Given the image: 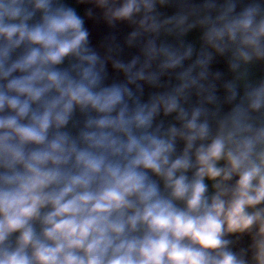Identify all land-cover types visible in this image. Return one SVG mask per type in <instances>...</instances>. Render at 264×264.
Masks as SVG:
<instances>
[{"label": "clouds", "instance_id": "9594fccd", "mask_svg": "<svg viewBox=\"0 0 264 264\" xmlns=\"http://www.w3.org/2000/svg\"><path fill=\"white\" fill-rule=\"evenodd\" d=\"M257 66L264 0H0V264H264Z\"/></svg>", "mask_w": 264, "mask_h": 264}, {"label": "crops", "instance_id": "0c3cea01", "mask_svg": "<svg viewBox=\"0 0 264 264\" xmlns=\"http://www.w3.org/2000/svg\"><path fill=\"white\" fill-rule=\"evenodd\" d=\"M70 3H76V0H69ZM78 10L83 15L90 5H76ZM86 27L89 30V40L91 46L101 55L105 56L108 54V47L111 45L114 47L118 45L119 49L114 50L112 55L121 59L124 62H129L133 57L140 55L139 49L137 47H129L126 44L127 36L131 31H133L134 26L129 25L127 22H117L115 27H110L102 18V13L99 10H96L93 18H86ZM199 30H194L187 37H185L186 42L191 43L198 50L200 47L199 42ZM114 38V39H113ZM162 39H165L162 37ZM170 43H174L172 38H166ZM219 55H214L217 57ZM108 73H109V81L111 80H120L124 79L123 73L117 72L111 66V63H108ZM262 74H264V68L257 66L254 69V76L259 78ZM163 82V77H162ZM162 88H152L148 85H144V96L143 99L146 101L149 95L153 92L164 91Z\"/></svg>", "mask_w": 264, "mask_h": 264}, {"label": "trees", "instance_id": "16d2710c", "mask_svg": "<svg viewBox=\"0 0 264 264\" xmlns=\"http://www.w3.org/2000/svg\"><path fill=\"white\" fill-rule=\"evenodd\" d=\"M162 12H164L166 15H171L175 12V8L173 7H165L161 9ZM227 57H214V60L211 64V71L216 72L219 71L221 73H223V80H230L232 79V74L230 73V71L228 70V66L226 63ZM169 81V77H163V83H167ZM172 83H175L174 80L171 81ZM223 81H221L220 83H222ZM218 95L223 98L224 96V91L221 88L220 91L218 92ZM195 99V98H194ZM172 122L171 118H167L165 120V123H169Z\"/></svg>", "mask_w": 264, "mask_h": 264}]
</instances>
